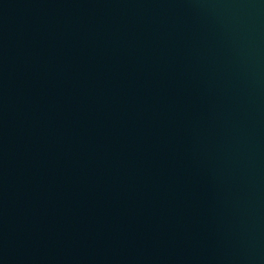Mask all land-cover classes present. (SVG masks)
Masks as SVG:
<instances>
[{
    "label": "water",
    "instance_id": "95a60500",
    "mask_svg": "<svg viewBox=\"0 0 264 264\" xmlns=\"http://www.w3.org/2000/svg\"><path fill=\"white\" fill-rule=\"evenodd\" d=\"M0 264H264V0H0Z\"/></svg>",
    "mask_w": 264,
    "mask_h": 264
}]
</instances>
